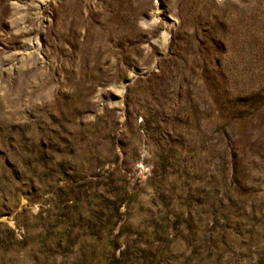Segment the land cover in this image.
I'll return each instance as SVG.
<instances>
[{"label": "rangeland", "instance_id": "rangeland-1", "mask_svg": "<svg viewBox=\"0 0 264 264\" xmlns=\"http://www.w3.org/2000/svg\"><path fill=\"white\" fill-rule=\"evenodd\" d=\"M0 264H264V0H0Z\"/></svg>", "mask_w": 264, "mask_h": 264}]
</instances>
